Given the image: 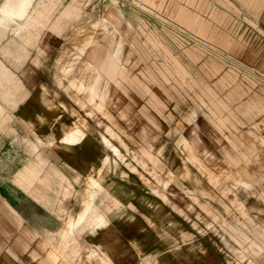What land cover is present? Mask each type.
Instances as JSON below:
<instances>
[{
	"label": "rangeland",
	"instance_id": "rangeland-1",
	"mask_svg": "<svg viewBox=\"0 0 264 264\" xmlns=\"http://www.w3.org/2000/svg\"><path fill=\"white\" fill-rule=\"evenodd\" d=\"M182 8L202 22H210L213 9L225 12L228 22H211L209 28L240 39L253 52L264 51V0H78L63 15L64 25L75 29L53 31L64 46L37 47V54L48 57L35 55L39 60L25 65L0 62V87L17 85L9 70L53 74L48 81L64 89L77 108L73 128L104 144L108 138L118 149L115 153L105 144L113 166H126L161 195L175 192L171 184L184 195L214 197L235 211L241 226L253 212L256 240L264 242V77H255L253 63L216 44L209 33L201 34L197 24L182 21ZM21 33L2 29L0 38ZM22 50L0 47V54L6 59ZM108 59L115 60L117 71L102 66ZM95 80L94 101L74 86ZM80 229L67 221L45 241L49 252L32 258L87 264L84 256L80 261L67 257L68 247H63V231L65 238L74 234L79 251L88 247ZM230 247L233 264H264V249L259 254L251 240L235 237ZM50 252H57L55 261Z\"/></svg>",
	"mask_w": 264,
	"mask_h": 264
},
{
	"label": "crops",
	"instance_id": "crops-1",
	"mask_svg": "<svg viewBox=\"0 0 264 264\" xmlns=\"http://www.w3.org/2000/svg\"><path fill=\"white\" fill-rule=\"evenodd\" d=\"M75 1L0 0V30L22 32L0 38V47L23 48L19 54L4 55L6 59L0 54V62L25 65L38 61L35 55L41 59L48 55L41 57L37 47L62 48L64 39L53 31L75 29L63 22L64 11ZM180 11L182 21L197 24L201 34L209 33L216 44L253 63L255 77H264V51L257 47L253 52L240 39L209 28L211 22L227 23L225 12L213 9L210 22H202L189 10ZM102 66L117 71L114 59ZM87 68L94 66L88 63ZM8 73L18 83L0 87V264H47L42 256L38 261L31 255L48 253L45 241L67 221L81 225L88 247L79 251L74 234L65 238L63 231L66 256L78 261L84 256L87 264H233L230 245L235 237L251 240L262 253L264 242L256 240L253 212L243 227L235 220V211H227L214 197L184 195L171 184L168 188L174 193H157L137 173L110 163L111 150L118 149L108 138L105 144L111 150L97 136L73 128L77 108L64 89L48 81L54 80L53 74ZM97 81L89 86L82 81L72 84L78 91H88L94 101ZM188 185L193 187L192 182ZM69 229L72 232L73 225ZM48 257L55 261L57 252Z\"/></svg>",
	"mask_w": 264,
	"mask_h": 264
}]
</instances>
